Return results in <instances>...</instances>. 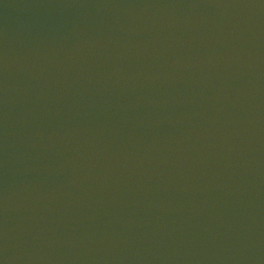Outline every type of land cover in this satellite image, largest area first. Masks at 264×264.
Returning <instances> with one entry per match:
<instances>
[{"label":"water","instance_id":"obj_1","mask_svg":"<svg viewBox=\"0 0 264 264\" xmlns=\"http://www.w3.org/2000/svg\"><path fill=\"white\" fill-rule=\"evenodd\" d=\"M0 264H264V0H0Z\"/></svg>","mask_w":264,"mask_h":264}]
</instances>
